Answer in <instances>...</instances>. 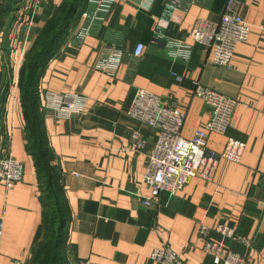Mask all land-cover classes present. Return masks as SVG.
Returning <instances> with one entry per match:
<instances>
[{"label":"crops","instance_id":"crops-1","mask_svg":"<svg viewBox=\"0 0 264 264\" xmlns=\"http://www.w3.org/2000/svg\"><path fill=\"white\" fill-rule=\"evenodd\" d=\"M21 1L29 0H0V96L8 88L1 126L9 135L12 157L23 165L20 182L8 189L0 183V264L13 259L30 264L43 235L41 192L25 148L17 81L25 54L63 0L40 3L27 25L17 14ZM227 1L180 0L171 9L165 0L145 7L143 0L118 1L81 42L74 37L77 21L44 67L40 107L72 215L66 260L150 264L151 252L168 244L186 264H214L202 250L198 230L204 225L218 242L215 227L226 224L238 237L226 246L243 257L242 264H264V0H233L250 31L247 41L235 46L229 67L214 65L210 50L188 35L198 18L218 21ZM168 39L190 43V58L170 59ZM138 43L144 50L133 57ZM113 47L122 58L109 75L95 63ZM196 84L236 101L226 134L207 135V151L219 153L227 137H233L246 145L242 159L220 160L211 180L194 177L145 207L140 199L149 191L142 178L157 130L126 114L130 99L141 88L177 107L185 113L181 134L189 138L210 118V109L193 94ZM64 94L85 98L81 114L56 119L44 107L46 95ZM133 131L144 141L140 151L131 149Z\"/></svg>","mask_w":264,"mask_h":264},{"label":"built area","instance_id":"built-area-1","mask_svg":"<svg viewBox=\"0 0 264 264\" xmlns=\"http://www.w3.org/2000/svg\"><path fill=\"white\" fill-rule=\"evenodd\" d=\"M51 0L21 1L17 10L18 18L27 25L32 12L40 3ZM125 0H87V9L81 12L77 22L74 37L78 42L89 33L96 21H101L112 5ZM152 2L153 0H143ZM169 9L179 7L180 0H165ZM27 17V19H26ZM249 24L236 13L235 3L228 0L224 11L216 22L198 18L188 35L193 43L207 47L211 53V62L221 67H229L234 48L238 43H244L249 36ZM144 46L138 43L133 51V57L141 56ZM167 56L172 60L187 61L192 53V45L176 39L165 42ZM122 53L113 47L107 57L97 59L95 68L112 75L121 63ZM194 96L200 98L210 109V118L202 129L196 130L189 138L181 134L185 113L173 105L164 103L157 95L138 88L134 91L126 114L157 130V136L152 153L142 178V183L148 188L149 194L140 199L141 205L147 207L158 204L161 192L174 194L186 186L191 179L199 177L211 180L220 160L240 163L245 151V143L233 137H227L223 149L219 153L207 151L206 140L209 133L225 135L230 125L236 101L222 93L196 84ZM45 106L56 119H69L72 115L83 112L86 100L77 95H46ZM10 138L4 127L0 130V183L5 188H11L20 182L23 165L14 159L10 150ZM130 146L134 151H140L144 141L138 131L130 136ZM219 235L218 242L209 238V230L200 225L198 235L203 243L202 250L214 264H242L243 257L226 246L227 240L238 239L235 230L226 224L215 227ZM3 235V220L0 217V242ZM150 264H186L182 256L171 249L168 244L155 248L149 257ZM11 264H25L20 259H13ZM66 264H94L89 260L72 261Z\"/></svg>","mask_w":264,"mask_h":264},{"label":"trees","instance_id":"trees-1","mask_svg":"<svg viewBox=\"0 0 264 264\" xmlns=\"http://www.w3.org/2000/svg\"><path fill=\"white\" fill-rule=\"evenodd\" d=\"M86 3L87 0L62 1L53 18L48 21L43 32L25 54L17 81L24 119L25 148L33 160L43 204V235L41 240L49 236L48 224L45 222L46 210L42 193L47 190L50 202L52 203L54 218L57 223L55 240L60 242L59 263L57 264H66L67 261L65 247L68 240L72 215L61 183V174L54 164V154L49 147L44 125V114L40 107L38 85L44 67L57 53L58 48L66 39L69 29L76 24ZM27 74V96L25 101H23L22 87ZM7 96L8 88L5 87L2 89V95L0 96V130L3 127L1 126V122L5 112ZM55 251L54 249V254L56 253ZM56 258L54 256V263L57 260Z\"/></svg>","mask_w":264,"mask_h":264},{"label":"rangeland","instance_id":"rangeland-1","mask_svg":"<svg viewBox=\"0 0 264 264\" xmlns=\"http://www.w3.org/2000/svg\"><path fill=\"white\" fill-rule=\"evenodd\" d=\"M87 6L88 5L86 4L84 10L87 9ZM79 18H80V15H79L77 21L79 20ZM27 76H28V74L25 77V82L23 84L24 88L22 87L23 101H25L26 96H27V94H26ZM42 193H43V198H44V201H45V210H46L45 222H46V224H48L49 236H48V238H45V239L41 240L37 244V246L33 250L30 264H48V263L49 264H57V263H59V255H60V253H59L60 242L55 240L56 224L57 223H56V220L54 218V213H53V209H52V203L50 202V197L47 194V190L43 191ZM54 249L56 250L55 254H54ZM54 256L57 257L56 258L57 260H56L55 263H54V260H53Z\"/></svg>","mask_w":264,"mask_h":264}]
</instances>
